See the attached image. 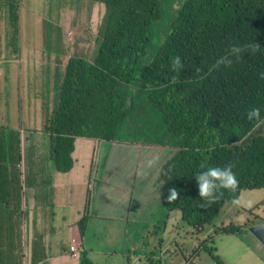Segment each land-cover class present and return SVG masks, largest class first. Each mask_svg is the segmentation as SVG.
I'll return each mask as SVG.
<instances>
[{"label": "trees", "instance_id": "obj_1", "mask_svg": "<svg viewBox=\"0 0 264 264\" xmlns=\"http://www.w3.org/2000/svg\"><path fill=\"white\" fill-rule=\"evenodd\" d=\"M111 1L115 10L94 52L70 56L62 73L56 109L44 125L50 157L58 170H71L79 136L163 146L171 153L163 160V176L179 193L172 205L202 233L221 206L244 190L264 188V124L255 126L246 115L259 107L264 119V0ZM3 7L9 33L17 31L18 0H0ZM257 44L259 51L252 54L250 46ZM233 45L244 49L241 58L231 56L230 67L216 68V60ZM176 56L184 67L173 73L170 65ZM197 67L202 71L197 73ZM125 121L138 125L131 128L137 141L119 134ZM162 124L169 137H157L156 127ZM20 134L13 127L0 128V205L18 199ZM201 164H233L237 191H225L215 204L202 207L195 177L203 170ZM263 203L248 208L243 224L226 230L247 231L264 221L255 211ZM14 215L12 209L2 212L1 224ZM211 254L217 264H226ZM22 258L23 251L20 263ZM80 264L95 263L83 253Z\"/></svg>", "mask_w": 264, "mask_h": 264}, {"label": "rangeland", "instance_id": "obj_2", "mask_svg": "<svg viewBox=\"0 0 264 264\" xmlns=\"http://www.w3.org/2000/svg\"><path fill=\"white\" fill-rule=\"evenodd\" d=\"M114 10L111 0H18L17 31L13 28L9 33L6 9H0V128L13 127L20 131L24 156H30L34 151L41 156L49 153V135L44 132V125L56 109L66 63L75 54L90 56L94 52L97 37L106 31ZM12 41L16 43L14 51ZM137 126L125 121L119 134L137 141L131 132V128ZM156 129L157 137H169L166 124ZM148 136L147 133L145 137ZM162 141L166 143L167 139ZM102 142L94 137L79 136L76 155L83 159V155L89 156L92 150L95 151L92 181L97 188L101 178L95 181L94 176L101 153H104V159L100 177L108 157L111 164V171L107 173L113 179L107 185L111 193L115 191L117 178H128L118 191L126 201L133 200L135 207L131 208V215L140 217L142 226L148 231L145 242L142 240V246L138 248L147 260L130 256V264L141 261L159 264L161 259L168 264L177 261L179 264H193L191 261L217 264L211 253L221 257L226 264H264V247L251 232L226 230L234 224H243L250 216L249 198H236L238 203L221 206L213 224L198 233L193 224L183 219L181 209L174 207L168 199L170 188L163 176V160L171 153L166 152V148L129 141ZM153 158H157L156 163L149 167L148 161ZM54 167L55 190L70 182L86 185L82 182L86 175L77 176L76 170L64 173ZM255 211L264 215V205ZM95 213L104 214L101 208L89 211L85 206L77 224L83 232L93 227L100 241H106L107 233L100 227L101 218L93 219ZM124 218L119 217V222ZM134 238L140 239L138 234L131 232L128 241H135ZM174 241L179 242L177 252L171 246ZM65 243L70 246L71 242ZM94 244L99 246L96 241ZM162 248L171 250L163 254ZM129 250L132 251V247ZM102 259L91 257L97 262ZM122 259L123 262L117 264H126V257Z\"/></svg>", "mask_w": 264, "mask_h": 264}, {"label": "crops", "instance_id": "obj_3", "mask_svg": "<svg viewBox=\"0 0 264 264\" xmlns=\"http://www.w3.org/2000/svg\"><path fill=\"white\" fill-rule=\"evenodd\" d=\"M77 141L78 137L72 152L74 166L64 173L76 170L77 176L86 175L82 178L85 186L79 182H70L55 190L53 185L55 163L50 153L44 156L37 154L36 151L30 156H24L22 153V158L17 163L18 199L0 205V217L6 210L16 211V215L9 217L8 222L3 224L0 222V264H80L83 253H87L90 258L96 256L103 258L101 262L93 261L95 264L122 263L123 257L127 259L126 264H130V256L146 259L138 252V248L142 246V240L145 242L147 227L142 226L140 217L131 215V208L135 207L133 200L126 201L118 191V188L126 184L128 178L126 176L117 178L115 191L111 193L107 186L113 182L112 176L107 174L111 171V164L108 157L107 165L103 167V175L100 177L101 161L104 159V153H101L97 175L94 176L95 181L98 177L101 178V185L97 188L92 181L95 151L92 150L89 156L83 155V159H80L76 155ZM93 145L95 149V144ZM89 192L91 196L86 205ZM240 197L249 198L251 208L264 199V188L244 190L238 196ZM85 206L89 211L99 208L103 210L104 214L95 213L93 219L101 218L100 227L107 233L106 241H100L93 227L87 232L81 231L77 222L81 219ZM260 215L264 218V215ZM123 216L125 218L119 222V217ZM7 226H10L9 231L5 230ZM247 231L251 232L249 229ZM131 232L138 234L140 239L128 241ZM253 236L264 247L254 234ZM65 241L71 242L70 246L78 247L80 252L73 255ZM94 241L99 244L98 247ZM171 246L177 252L179 242L174 241ZM129 247H132V251ZM169 250L171 249L162 248L163 254ZM21 251L23 258L20 263ZM191 263L195 264L194 261ZM137 264H147V261ZM159 264L168 262L163 263L161 259ZM175 264H179V261Z\"/></svg>", "mask_w": 264, "mask_h": 264}, {"label": "clouds", "instance_id": "obj_4", "mask_svg": "<svg viewBox=\"0 0 264 264\" xmlns=\"http://www.w3.org/2000/svg\"><path fill=\"white\" fill-rule=\"evenodd\" d=\"M244 51L239 46L233 45L228 54L223 57H220L216 60L215 67L219 68L221 65L226 67H230L233 63V60L230 58L231 56H235L237 60L241 58L240 54ZM259 51V45L250 46V52L255 54ZM183 63L179 56L172 58L170 71L173 73H178L183 69ZM202 69L200 67L196 68V72H201ZM261 79H264V73H261ZM177 80L176 76L172 77V83H175ZM247 119L249 121H255L256 125L264 124V119L261 118V110L259 107H252L247 110ZM157 158L150 159L148 161V166L151 167L156 163ZM234 165L229 164L224 167H206L204 164H201L202 171L198 172L195 177L198 184V192L201 199L205 202L202 207H208L212 204H215L218 200H220L225 191L235 192L239 187V180L233 171ZM170 196L168 197L169 201H172V204H175L179 193L176 189H170ZM234 203H238L234 201ZM262 222V221H261ZM260 223V222H257ZM254 223V224H257ZM253 225V224H252ZM251 226V225H250ZM249 229V227H248ZM80 252V250H79Z\"/></svg>", "mask_w": 264, "mask_h": 264}, {"label": "water", "instance_id": "obj_5", "mask_svg": "<svg viewBox=\"0 0 264 264\" xmlns=\"http://www.w3.org/2000/svg\"><path fill=\"white\" fill-rule=\"evenodd\" d=\"M249 230L264 244V221L249 226Z\"/></svg>", "mask_w": 264, "mask_h": 264}, {"label": "built area", "instance_id": "obj_6", "mask_svg": "<svg viewBox=\"0 0 264 264\" xmlns=\"http://www.w3.org/2000/svg\"><path fill=\"white\" fill-rule=\"evenodd\" d=\"M70 249H71L73 255H77V254H78L79 248L76 247L75 245H71V246H70ZM24 264H25V263H24Z\"/></svg>", "mask_w": 264, "mask_h": 264}, {"label": "bare ground", "instance_id": "obj_7", "mask_svg": "<svg viewBox=\"0 0 264 264\" xmlns=\"http://www.w3.org/2000/svg\"><path fill=\"white\" fill-rule=\"evenodd\" d=\"M92 140H94V139H92ZM88 141V140H87ZM90 142V141H89Z\"/></svg>", "mask_w": 264, "mask_h": 264}]
</instances>
